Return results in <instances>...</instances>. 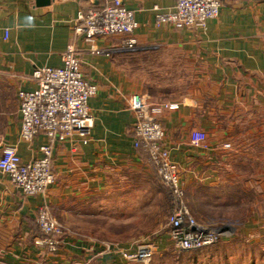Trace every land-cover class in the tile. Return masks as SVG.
I'll return each instance as SVG.
<instances>
[{
  "label": "crops",
  "instance_id": "obj_1",
  "mask_svg": "<svg viewBox=\"0 0 264 264\" xmlns=\"http://www.w3.org/2000/svg\"><path fill=\"white\" fill-rule=\"evenodd\" d=\"M47 1L0 0V137L24 163L42 156L46 137L39 133L29 143L20 139L18 92L35 90L33 71L60 67L66 46L81 44L73 35L78 11L110 0ZM121 1L137 23L135 50L81 56L83 74L97 86L88 100L95 117L88 143L74 137L53 145L55 181L45 196H23L0 172L1 264H15L16 255L25 253L18 241L34 240L40 206L62 221L83 220L104 200L126 203L135 186L148 182L151 168L133 147L135 118L125 98L140 93L163 104L154 96L163 81L150 80L154 88L148 89L152 74L186 78L180 96L168 101L177 109L159 118L184 194L201 189L211 215L217 212L220 218L226 212L232 216L218 220L244 219L234 233L251 238L255 232L264 241V0H219L218 18L207 21L204 29L156 27L155 16L171 11L175 0ZM119 41L111 37L97 45L109 48ZM191 131L206 134L205 148L190 144ZM225 141L230 149L221 147ZM247 204L250 208L244 210Z\"/></svg>",
  "mask_w": 264,
  "mask_h": 264
},
{
  "label": "built area",
  "instance_id": "obj_2",
  "mask_svg": "<svg viewBox=\"0 0 264 264\" xmlns=\"http://www.w3.org/2000/svg\"><path fill=\"white\" fill-rule=\"evenodd\" d=\"M220 7L219 0H175L171 11L155 16V26L204 29L207 21L218 18ZM136 28L132 13L125 9L121 0H110L100 6L80 9L73 35L81 38L84 46L75 43L67 45L61 54L60 67L36 68L32 73L37 86L35 90L18 92L20 139L29 143L39 133L46 137V143L40 147L42 156L27 163L21 161L15 147L3 145L0 137V172L23 196H45L47 189L54 183L51 152L56 142L71 141L74 137L84 145L89 141L95 117L88 108V100L96 95L97 86L81 70L82 54L87 52L93 56H108L133 51L137 47L133 37ZM4 37L7 38V31ZM111 37L120 38V41L109 48L97 45L98 40ZM125 101L135 118L132 127L133 147L146 156L149 166L171 198V211L167 217L170 242L179 252L214 246L228 232L221 228L201 227L192 218L183 203L185 190L179 166L171 161L169 150L163 144L164 131L159 118L164 111L177 109V105L154 104L147 95L140 93L130 94ZM189 142L194 147L205 148L206 134L191 131ZM221 147L230 149L231 145L225 141ZM35 223L43 237L35 240L34 244L45 246V250L51 254L56 253L60 245L59 238L63 235L62 226L45 206L37 209ZM93 248L90 256L99 258V261L108 258L111 262L143 264L151 260L156 249L153 244L129 250L107 243L99 247L101 251H97L95 245Z\"/></svg>",
  "mask_w": 264,
  "mask_h": 264
},
{
  "label": "rangeland",
  "instance_id": "obj_3",
  "mask_svg": "<svg viewBox=\"0 0 264 264\" xmlns=\"http://www.w3.org/2000/svg\"><path fill=\"white\" fill-rule=\"evenodd\" d=\"M147 79L148 89L154 88L149 84L150 80L163 81L161 87L154 92V96L161 97L164 104L180 96L186 83L185 77L158 78L152 74L148 75ZM150 172L151 177L148 182L145 185L135 186L131 190L132 196L126 203L118 199L114 203L104 200L95 212L90 213L91 215L83 220L62 221L51 213L63 228L57 252L51 254L45 250V246L35 245L34 241L40 240L39 237H34V240L30 242L18 241L19 244L16 246L25 253L16 255L15 264H143L119 261L106 263L99 261V258L95 256L91 257L93 245L98 247L97 251H101L99 247L104 243L129 250L140 245L153 244L156 246L154 255L146 264H264V241L260 240L262 237H257L255 232L251 238L242 236L238 231L235 234L234 232L239 228V222L245 223L244 219L238 220L239 222L218 220L222 217L229 218L232 214L225 212L219 218L215 211L216 213L211 215L209 206L204 203L201 189H196L195 194L191 196L184 194V205L201 227L226 229L228 237L202 250L177 251L168 240L167 217L172 205L169 192L152 168ZM249 208L250 204L243 206L244 210ZM261 231H264V227ZM254 241L258 243L255 244ZM80 245L83 247V253H80L82 251ZM77 247L80 250L78 252ZM63 249L68 250L69 256H66ZM81 255L84 257H80ZM89 257L91 259L88 260Z\"/></svg>",
  "mask_w": 264,
  "mask_h": 264
},
{
  "label": "trees",
  "instance_id": "obj_4",
  "mask_svg": "<svg viewBox=\"0 0 264 264\" xmlns=\"http://www.w3.org/2000/svg\"><path fill=\"white\" fill-rule=\"evenodd\" d=\"M33 234H34V237H39V238L43 237V235L39 232L37 226L36 228L34 227ZM123 263H126V262H123Z\"/></svg>",
  "mask_w": 264,
  "mask_h": 264
},
{
  "label": "water",
  "instance_id": "obj_5",
  "mask_svg": "<svg viewBox=\"0 0 264 264\" xmlns=\"http://www.w3.org/2000/svg\"><path fill=\"white\" fill-rule=\"evenodd\" d=\"M37 2L39 3H42L43 5H45V4H47L48 3V1L47 0H37Z\"/></svg>",
  "mask_w": 264,
  "mask_h": 264
}]
</instances>
